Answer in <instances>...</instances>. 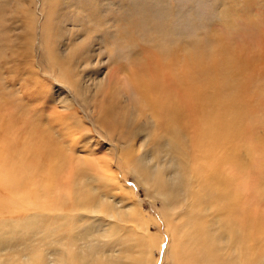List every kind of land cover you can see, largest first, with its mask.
<instances>
[{"label": "rangeland", "instance_id": "rangeland-1", "mask_svg": "<svg viewBox=\"0 0 264 264\" xmlns=\"http://www.w3.org/2000/svg\"><path fill=\"white\" fill-rule=\"evenodd\" d=\"M157 2L0 0V113L5 110V106L6 119L9 112L12 113L14 120L11 121L16 126L13 128L14 138L19 141V144L9 141L3 144L0 141V145L2 148L10 147L11 150L15 148L14 153L22 150V163L26 164L32 153L38 151L40 144L48 141L52 150L58 152L56 158L67 162V169L71 168L70 177L76 169H85L87 178L94 177L98 181L106 179V184L110 182L105 185L103 197L112 200L113 196L118 206L122 207H117L119 212L125 209L121 211L125 216L121 215L119 218V213H115L118 220L116 218L115 223L114 220L111 221V227L115 232L119 230L117 236L122 238L120 247H117L118 253L114 256L119 264H127L128 256H132L133 261L142 259L143 264H175L171 254L174 228L184 225V217L179 216V211H174L169 217L170 209L152 194V189L143 183L139 173H135L138 169L142 170L140 163L145 153L148 154L147 165L154 166L156 162L150 161L149 153L154 152L158 145L163 146L170 141L163 128L155 127L160 118L155 121L148 113L140 114L141 110H138V115L133 110L131 93L121 88L130 66L125 60L126 57L124 58L125 51L121 47H111L113 43L117 38L131 43L129 37L132 36L134 47L128 48L132 60L140 55L143 57L159 51L177 53L179 48H185L187 44H199L198 50L209 56L212 55L210 52L213 44L217 43L221 47L222 42L227 43L229 48H236L240 53H261L264 50V0ZM126 22H130V25ZM137 30L142 31L139 33H142L141 37L136 35ZM115 58L120 60L124 70L115 63L119 62L114 61ZM210 58L206 59L209 61ZM130 71L132 72L131 69ZM241 74L240 78L247 79V74ZM106 99L113 100L115 106L111 108L112 113L103 112V115L100 111L105 106ZM85 100H88L86 104ZM3 103L7 105L3 106ZM244 104L243 113L249 116L246 107L248 102L245 100ZM252 113L258 121L259 116L264 117V100L262 107H256ZM123 118L127 120V127ZM245 124L248 128H253L251 131L256 134L262 130L261 122L246 121ZM30 132L35 138L29 141L25 150L23 144L28 142ZM12 153L8 156L5 152L0 153V169L8 171L4 159ZM119 154L134 160L129 171L127 159L125 156L120 158ZM252 155L255 159L259 158L253 152ZM43 157L41 162L46 171L44 176L47 173L49 176H57L50 171L52 159L45 155ZM153 160L156 159L153 157ZM84 162H88V165ZM158 165V170L163 165L166 166ZM89 167L97 170L95 175L90 173ZM13 168L17 169V166L14 165ZM64 174L65 170L62 175ZM98 181L91 180L89 183L97 186ZM39 185L38 181L36 186ZM250 189L251 187L247 188ZM5 196L0 192V207H3L1 198ZM260 196H264V191ZM262 200L264 204V197ZM163 208H166V212ZM26 217H29L26 213L20 216L6 213L0 215V223H4L0 224V232H8L11 236L22 233L20 235L28 243L24 252L31 260L28 264H37L38 255L43 256L48 251L45 250L46 243L39 242L27 229L18 226ZM11 225L16 227H10ZM129 238L131 241H128ZM69 240L64 233L53 238L56 245L51 249L57 254L54 257L55 264H69L71 255L78 253L81 242L70 245ZM47 241L51 242L52 238ZM97 241L102 243L112 240L98 238ZM14 242L13 245H17L14 247H18L19 241ZM127 244L130 245L129 249L126 248ZM6 252L0 254V264L4 258H8L6 262L9 264H27L22 261L18 250ZM109 259L112 260L111 257Z\"/></svg>", "mask_w": 264, "mask_h": 264}, {"label": "bare ground", "instance_id": "bare-ground-1", "mask_svg": "<svg viewBox=\"0 0 264 264\" xmlns=\"http://www.w3.org/2000/svg\"><path fill=\"white\" fill-rule=\"evenodd\" d=\"M129 23L126 22L128 26ZM140 31L137 30V36L142 34L139 35ZM129 38L131 43L117 38L111 46L125 51L123 56L132 70L127 71L121 88L131 93V105L138 115L141 110L140 114L148 113L155 121L160 118L155 127L163 128L170 141L163 146H154L155 151L149 153L150 161L156 162V166L147 165L148 154L145 153L140 163L142 170L135 173H139L143 183L152 189V194L170 209L169 217L174 211L184 217V225L174 228L171 254L175 264H264V196H260L264 191V117L259 116L258 121L252 115L256 107H262L264 100V50L261 53H240L222 42L221 47L213 44L210 52L213 56H209L198 50L199 44H187L177 53L159 51L132 60L128 48L135 41L132 36ZM208 57H211L209 61ZM114 61H119L115 63L124 70L120 60L115 58ZM241 73L247 74V79L240 78ZM245 100L249 116L243 113ZM87 102L85 100V104ZM5 103L3 106L7 105ZM104 105L100 113H112L114 101L106 99ZM4 109L0 113V141L19 144L14 138L15 124L11 121L14 117L9 112L6 119V106ZM126 121L123 118L127 127ZM246 121L261 122L262 130L256 134L251 131L253 128L246 126ZM31 133L28 142L23 144L25 150L29 141L35 138ZM14 150L0 145V153L5 152L8 156L13 152L4 159L8 171L0 169V192L6 195L1 198L0 215L26 213L29 216L18 226L27 229L39 242L46 243L45 250L48 251L43 256L38 255L36 263L55 264L57 254L51 249L56 245L53 238L64 233L70 239V245L81 242L78 253L71 255L69 264H119L114 256L122 238L117 236L119 230L115 232L111 227V221L116 222L115 213H119V218L125 216L121 212L125 209L119 212L117 207H122L113 196L112 200L103 197L105 185L110 182L106 184V179L87 178L85 169H76L70 177L71 168L67 169V162L56 158L58 152L52 150L48 141L40 144L26 164L22 163L23 151L14 153ZM252 152L259 158L255 159ZM44 155L52 159L50 171L57 176H49V173L44 176L46 171L41 162ZM119 155L127 159L129 171L134 160ZM84 163L88 165V162ZM158 164L169 167L163 165L158 170ZM14 165L17 169L13 168ZM89 169L91 174H96L95 168ZM64 170L66 174L62 175ZM91 180L99 184L90 185ZM38 181L40 185L36 186ZM163 209L166 212V208ZM20 234L12 237L8 232H0V254L18 250L22 261L28 264L31 260L24 255L28 243ZM49 238H52L51 242L47 241ZM98 238L112 241L99 243ZM15 240L19 241L18 247L13 245ZM126 248L129 249L130 245L127 244ZM131 257L128 256L127 264H143L142 259L133 261ZM7 259L4 258L2 264H9Z\"/></svg>", "mask_w": 264, "mask_h": 264}]
</instances>
